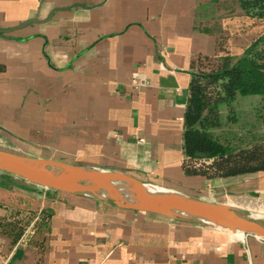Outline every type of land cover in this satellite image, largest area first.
<instances>
[{"label": "crops", "instance_id": "1", "mask_svg": "<svg viewBox=\"0 0 264 264\" xmlns=\"http://www.w3.org/2000/svg\"><path fill=\"white\" fill-rule=\"evenodd\" d=\"M51 10L0 36V149L211 202L264 195V171L206 178L181 167L191 74L250 42L227 47L253 19L237 0H0V28ZM217 181L230 186L215 196ZM0 264H264V239L0 172Z\"/></svg>", "mask_w": 264, "mask_h": 264}, {"label": "trees", "instance_id": "2", "mask_svg": "<svg viewBox=\"0 0 264 264\" xmlns=\"http://www.w3.org/2000/svg\"><path fill=\"white\" fill-rule=\"evenodd\" d=\"M237 2L244 15L264 20V0ZM181 150L187 175L264 171V29L238 55L200 59L187 87Z\"/></svg>", "mask_w": 264, "mask_h": 264}, {"label": "water", "instance_id": "3", "mask_svg": "<svg viewBox=\"0 0 264 264\" xmlns=\"http://www.w3.org/2000/svg\"><path fill=\"white\" fill-rule=\"evenodd\" d=\"M52 12L42 19L27 18L16 25L0 28V36L28 23L45 22ZM0 172L45 187L97 198L117 207L186 219L233 232L251 233L264 239V220L242 212L232 204L211 202L163 188L119 170L0 149Z\"/></svg>", "mask_w": 264, "mask_h": 264}, {"label": "rangeland", "instance_id": "4", "mask_svg": "<svg viewBox=\"0 0 264 264\" xmlns=\"http://www.w3.org/2000/svg\"><path fill=\"white\" fill-rule=\"evenodd\" d=\"M241 25L237 26V28H241L238 32L234 33V34H229L228 36H226V38L228 40H230L227 42V47H241L244 45V43L249 42L251 39H253L254 37H256L263 29H264V20L261 19H247L245 17H243L240 20ZM240 33L241 36L239 39V42H235L236 40H238L237 38L234 37V35ZM231 38V39H230ZM228 51H231L229 48H227ZM237 55V54H236ZM214 57V56H211ZM251 99H242L240 101V106L246 108V106L248 105L249 101ZM257 173L255 174H246L245 177H243L242 179H247V178H251L253 176H256ZM263 175V173H262ZM264 176V175H263ZM241 178V177H239ZM250 179H248L247 181H249ZM226 186H230V182H216L213 184V186H211V191L215 192V196L218 195L219 193H222L224 190V188ZM234 187V185L231 186V188ZM204 189H207L206 187H204ZM249 189V188H248ZM261 194V193H260ZM233 204V206L235 208H237L238 210L245 212L251 216L260 218L261 220H264V195L262 196H250L248 194H242V195H236V196H230L228 198Z\"/></svg>", "mask_w": 264, "mask_h": 264}]
</instances>
